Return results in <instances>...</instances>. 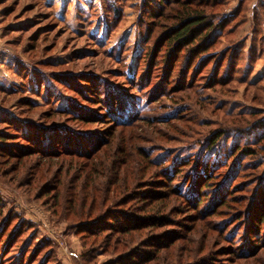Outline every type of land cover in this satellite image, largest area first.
Segmentation results:
<instances>
[{
	"label": "rangeland",
	"instance_id": "374dc122",
	"mask_svg": "<svg viewBox=\"0 0 264 264\" xmlns=\"http://www.w3.org/2000/svg\"><path fill=\"white\" fill-rule=\"evenodd\" d=\"M150 1L0 0V264H264V0L173 72Z\"/></svg>",
	"mask_w": 264,
	"mask_h": 264
},
{
	"label": "trees",
	"instance_id": "16d2710c",
	"mask_svg": "<svg viewBox=\"0 0 264 264\" xmlns=\"http://www.w3.org/2000/svg\"><path fill=\"white\" fill-rule=\"evenodd\" d=\"M221 1V0H219ZM150 2H154V4L160 9L162 7V4L166 6L168 3L172 4V6L169 7V10H167L170 18L173 21V25L168 28V30L164 33V36L161 37L162 40L165 38V42L168 43V46H170V49L175 51L176 58L173 61V64H171V72H173V69L176 67L174 65V62L180 58L179 54L180 52L184 51V49L187 51V61L190 62V67L192 65V61L201 55L206 54L209 49L211 44L213 43L212 41H209L212 37L213 31H217V29L224 28L226 23L228 22V19L230 18V15H222L221 19L219 22L215 23V20L209 19L208 16L204 12V7L211 6L208 4L206 0H151ZM264 4V1H261ZM176 7V8H174ZM238 8V5L236 6V10ZM158 13V12H157ZM150 15V14H149ZM163 16L159 17H166V13L162 14ZM152 16H156V12L152 13ZM209 41V42H207ZM189 67V68H190ZM188 68V70H189ZM111 108V107H110ZM122 124V123H120ZM119 124V125H120ZM262 132H264V124L261 126ZM220 137L219 133H216V135L211 139V145L216 143L217 139ZM7 135L4 133H0V143H4L5 139H7ZM41 139H37V146H41ZM45 143V142H44ZM49 145V143L44 144L43 148L40 150L41 154H50L51 150L49 148H46ZM36 147V150L38 147ZM95 146H98L95 144ZM42 147V146H41ZM48 150V151H46ZM88 152V150H85ZM38 152V150H37ZM248 154H253L255 153V150H245V153ZM85 154V152H83ZM89 154V153H88ZM199 165V164H197ZM180 165H178L179 167ZM204 168L202 170V175L203 177L200 176V181L204 183L205 178L208 179L209 175L205 174V172L208 170L207 165H203ZM198 169V168H197ZM202 169V168H201ZM200 169V170H201ZM162 178L163 180V191L164 192H169L172 191V188L170 187V183L174 181L175 175L178 174V170H167L164 172L161 170ZM199 183V182H198ZM199 183L198 185H200ZM206 186V184L203 185V187ZM204 189V188H202ZM199 191V190H198ZM181 193V192H179ZM145 193L142 194V196ZM199 192L196 193L195 199L193 197H188L187 198H193L194 203L192 205H195V209L197 210L199 205H200V198ZM156 196V195H154ZM181 197V196H180ZM187 201V200H186ZM190 202V201H189ZM223 202V200H220V204ZM257 206H256V212H261V220L264 219V190L257 195ZM188 203V201H187ZM212 209H207L204 211V213H211ZM213 212V211H212ZM255 212V213H256ZM254 213V214H255ZM252 214L251 216H255ZM257 217V219H260ZM251 221V218H250ZM258 232V231H257ZM257 236V235H256ZM254 234L252 237H256ZM227 239H230L229 237H225ZM229 241V240H228ZM231 243V242H230ZM233 254H235L232 251Z\"/></svg>",
	"mask_w": 264,
	"mask_h": 264
}]
</instances>
